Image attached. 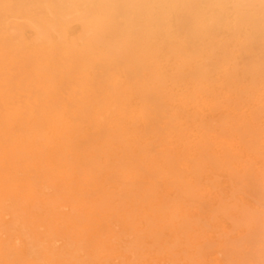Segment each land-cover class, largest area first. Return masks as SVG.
<instances>
[{
  "label": "bare ground",
  "instance_id": "obj_1",
  "mask_svg": "<svg viewBox=\"0 0 264 264\" xmlns=\"http://www.w3.org/2000/svg\"><path fill=\"white\" fill-rule=\"evenodd\" d=\"M160 1L0 0V264H264V54Z\"/></svg>",
  "mask_w": 264,
  "mask_h": 264
},
{
  "label": "rangeland",
  "instance_id": "obj_2",
  "mask_svg": "<svg viewBox=\"0 0 264 264\" xmlns=\"http://www.w3.org/2000/svg\"><path fill=\"white\" fill-rule=\"evenodd\" d=\"M154 0H121V8L117 13V20L120 23L128 22V14L124 10L126 6L133 4L136 8L143 9V18H137L134 21L138 24L137 31H140L142 26L150 23L162 24L164 19L158 18L163 16L162 11L159 14H153L150 7ZM162 7L176 6L182 4L186 7L185 10L174 11L172 23L178 27L173 33L160 32L157 36L161 38H178L184 40H192L197 38L198 42L192 44L198 46L200 44L216 45L224 48L226 51L214 52L215 54L231 55L237 53L232 51V46L247 45L246 51H241V54L246 55H263L264 54V1L256 0H161ZM161 14V15H160ZM191 15L186 17V15ZM155 18L149 19L148 16ZM196 24L212 25L217 24V27L210 29L206 34L195 37L193 35ZM167 32V31H166ZM169 32V30H168ZM170 33V32H169ZM173 36V37H172ZM228 41V45L223 42ZM175 53H186L174 51Z\"/></svg>",
  "mask_w": 264,
  "mask_h": 264
}]
</instances>
